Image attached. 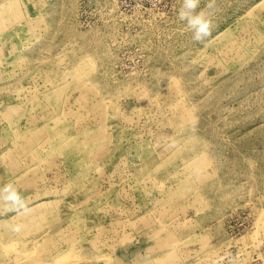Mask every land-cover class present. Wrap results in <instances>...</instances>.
I'll return each mask as SVG.
<instances>
[{
    "label": "rangeland",
    "instance_id": "obj_1",
    "mask_svg": "<svg viewBox=\"0 0 264 264\" xmlns=\"http://www.w3.org/2000/svg\"><path fill=\"white\" fill-rule=\"evenodd\" d=\"M0 0V264H264V0Z\"/></svg>",
    "mask_w": 264,
    "mask_h": 264
},
{
    "label": "clouds",
    "instance_id": "obj_2",
    "mask_svg": "<svg viewBox=\"0 0 264 264\" xmlns=\"http://www.w3.org/2000/svg\"><path fill=\"white\" fill-rule=\"evenodd\" d=\"M199 0H182L178 11V18L185 22L186 28L191 30L194 41H201L210 33L211 19L204 13H197Z\"/></svg>",
    "mask_w": 264,
    "mask_h": 264
}]
</instances>
